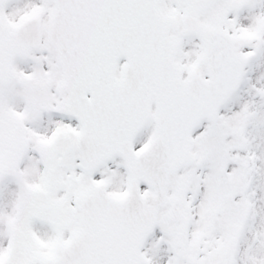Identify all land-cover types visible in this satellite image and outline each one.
Listing matches in <instances>:
<instances>
[{"label":"snow or ice","instance_id":"1","mask_svg":"<svg viewBox=\"0 0 264 264\" xmlns=\"http://www.w3.org/2000/svg\"><path fill=\"white\" fill-rule=\"evenodd\" d=\"M0 264H264V0H0Z\"/></svg>","mask_w":264,"mask_h":264}]
</instances>
